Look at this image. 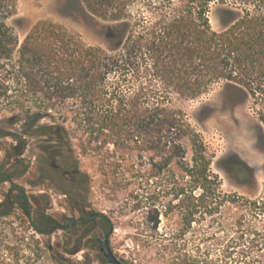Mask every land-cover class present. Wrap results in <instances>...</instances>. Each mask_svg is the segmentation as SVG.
<instances>
[{
  "label": "trees",
  "instance_id": "obj_1",
  "mask_svg": "<svg viewBox=\"0 0 264 264\" xmlns=\"http://www.w3.org/2000/svg\"><path fill=\"white\" fill-rule=\"evenodd\" d=\"M8 1L11 17L16 0ZM81 2L97 11V0ZM214 2L241 10L220 31L213 29L209 17ZM150 9L153 18L142 14L132 22L124 16L102 26L105 40L100 45H87L54 22L33 25L16 59L17 77L23 82L18 110L33 123L44 118L54 122L56 126L40 127L44 132L59 130L61 145L52 147L62 158L73 152L70 123L71 130L88 136L82 144L86 153L101 149V142L110 146L101 159L106 167H113L109 159L114 154L125 172L147 181L156 179L158 187L166 170L165 193L172 198L164 209L179 211L184 223L172 232L175 241L225 204L213 158L184 104L226 81L246 92L264 126V0H168ZM4 28L0 20V61L14 62L9 38L15 39V32L9 36ZM51 112L58 121H53ZM65 145L70 148L67 154ZM134 153L137 162L132 161ZM9 180L1 174L0 183ZM18 192L16 199L32 218L28 196L21 188ZM10 198L0 202V208L5 207L0 216L9 214ZM156 207L150 222L158 232L161 220ZM30 225L38 230L33 222Z\"/></svg>",
  "mask_w": 264,
  "mask_h": 264
},
{
  "label": "rangeland",
  "instance_id": "obj_2",
  "mask_svg": "<svg viewBox=\"0 0 264 264\" xmlns=\"http://www.w3.org/2000/svg\"><path fill=\"white\" fill-rule=\"evenodd\" d=\"M164 1L168 0H97V11L93 12L81 0H16V13L11 17V2H1L4 31L10 36L14 30L17 42L9 38L15 49L14 62L0 61V130L11 133L3 136L0 132V165L35 199L30 204L32 218H28L16 199L17 191H13L15 203H8L9 214L0 216V264H106L92 239L77 254L73 253L76 243H67L66 231L46 236L30 225L31 221L37 228L44 227V193L40 186L35 187L44 177L42 167L46 176L54 178L52 182H61L52 186L48 195L53 201L50 213H69L59 187L65 190L72 186L79 204L77 216L81 210L101 215L92 223L94 235L103 238L112 228L111 246L124 264H264V126L242 88L217 82L202 96L184 104L193 128L202 135L213 158L225 204L215 216L194 223L186 237L175 241L171 234L184 223L179 211L164 209L172 198L165 193L166 170L158 187L156 179L147 181L125 172L123 162L114 154L109 159L113 167H106L101 159L110 152V146L101 142V149L86 153L82 144L88 136L71 130L74 126L70 123L73 152L70 154L66 145L64 152L69 153L66 158L71 167L56 166L45 150L60 144L62 137L54 127L46 132L40 127L56 126L54 122L44 118L33 123L18 110L23 82L17 77L16 59L33 25L54 22L80 36L87 45H100L105 40L102 26L124 16L132 22L142 14L153 18L150 8ZM240 12L231 3H212L209 17L213 29L222 30ZM42 102L37 100L39 105ZM51 114L55 116L53 121H58ZM184 144L189 148V139H184ZM132 157V161H138L136 153ZM28 166L32 168L24 175ZM77 174L79 181L71 183ZM10 188L9 182L0 184V202ZM156 206L161 220L158 232L150 222Z\"/></svg>",
  "mask_w": 264,
  "mask_h": 264
},
{
  "label": "flooded vegetation",
  "instance_id": "obj_3",
  "mask_svg": "<svg viewBox=\"0 0 264 264\" xmlns=\"http://www.w3.org/2000/svg\"><path fill=\"white\" fill-rule=\"evenodd\" d=\"M46 152H48L50 154V156H52L55 160H54V164L56 166H65V167H71L70 165V161L65 157L62 158L58 155L53 154V152H55V149L53 147L47 148L45 150ZM50 165V164H48ZM32 166H28L27 170L25 171L24 175H27L30 170H31ZM41 170V168H39ZM42 170L44 171L45 174H47L45 172V168L42 167ZM55 171H57V169H55ZM2 175H6L10 178L9 181H4L2 183L5 182H9L11 184V188H10V192L7 196L11 197L13 196V191H17L18 192V188H21L23 190V192L25 193L26 196H28V203L29 205L32 203V200L35 199V196L28 194V192L26 191V189L22 186H20L19 184H16L13 177L11 176V174H9L7 171L4 170L3 166L0 165V177ZM44 174V177L42 178V180L35 185L36 186H40L41 189V193H44V204H43V218H44V227L42 228H38V230L46 236L49 235H53L54 233H56L57 231H66L67 234H69V237L67 238V243H76V248H74L73 253H77L80 251V247L84 246V243L87 242L89 239H92V241L95 243L94 245L96 246V248L98 249V251L101 254L102 260L106 263H108V258L106 256V248H105V244H104V240L105 237L107 235V233L109 232V229L105 235L103 236V238L101 236H95L94 235V229L92 227V223L99 217H101V215H99L98 213H93V212H85L83 210H81V213L77 216L78 210H77V198L76 195L73 194V188L72 186L67 189L65 188V190L61 189V186L59 187L60 189V195L63 196L65 198L64 202L67 203V205H69L70 209L69 213H67V211H65V214H51L50 211L53 209V201L50 195V192L52 191V186H57V184L59 185L61 182L60 181H56V182H52V180L54 178H52L51 176H46ZM79 181V177L78 174L77 176H73L72 182L76 184ZM64 182H67L66 180H64ZM0 183V184H2ZM18 195V194H17ZM10 200L14 202L13 198H10ZM73 203V205H72ZM75 205V207H74ZM32 209V206H30ZM74 207V208H73ZM82 209V208H81ZM74 212L72 213L71 211ZM94 239V240H93ZM109 241H110V245H111V235L109 237ZM112 248V246H111ZM113 250V248H112ZM114 252V251H113ZM115 254V253H114ZM118 258V257H117ZM119 259V258H118ZM121 261V260H120Z\"/></svg>",
  "mask_w": 264,
  "mask_h": 264
},
{
  "label": "water",
  "instance_id": "obj_4",
  "mask_svg": "<svg viewBox=\"0 0 264 264\" xmlns=\"http://www.w3.org/2000/svg\"><path fill=\"white\" fill-rule=\"evenodd\" d=\"M113 229L111 228L109 230V232L107 233L105 240H104V244H105V248H106V256L108 258V263L109 264H124L123 262H121L117 256L114 254L111 245H110V241H109V237L112 234Z\"/></svg>",
  "mask_w": 264,
  "mask_h": 264
}]
</instances>
